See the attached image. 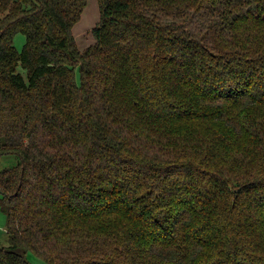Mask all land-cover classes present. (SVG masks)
Returning a JSON list of instances; mask_svg holds the SVG:
<instances>
[{"label": "trees", "instance_id": "1", "mask_svg": "<svg viewBox=\"0 0 264 264\" xmlns=\"http://www.w3.org/2000/svg\"><path fill=\"white\" fill-rule=\"evenodd\" d=\"M86 4L0 0V264H264V0Z\"/></svg>", "mask_w": 264, "mask_h": 264}, {"label": "rangeland", "instance_id": "2", "mask_svg": "<svg viewBox=\"0 0 264 264\" xmlns=\"http://www.w3.org/2000/svg\"><path fill=\"white\" fill-rule=\"evenodd\" d=\"M100 20V8L98 0H87V4L81 15L80 20L75 24L73 33L78 44L79 49L84 50L88 46L95 43L96 39L92 34V29L98 24ZM26 41V37L22 33L15 36L14 44L16 48L21 51ZM18 157L14 154L4 155L0 158V170L4 168L14 167L18 164ZM2 195L0 194V197ZM7 221L6 215L0 210V245L8 246L7 235ZM28 259L32 264H48L42 258L36 256L34 253H28Z\"/></svg>", "mask_w": 264, "mask_h": 264}]
</instances>
